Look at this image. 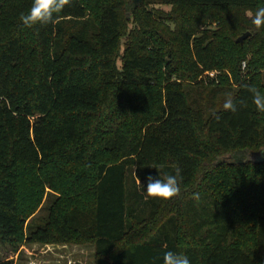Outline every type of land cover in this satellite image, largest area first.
I'll list each match as a JSON object with an SVG mask.
<instances>
[{"label":"trees","instance_id":"obj_1","mask_svg":"<svg viewBox=\"0 0 264 264\" xmlns=\"http://www.w3.org/2000/svg\"><path fill=\"white\" fill-rule=\"evenodd\" d=\"M31 4L0 0V264L23 242L89 245L92 264H264V113L247 90L264 93V28L246 14L264 0H72L27 28ZM177 169L179 196L146 198L148 176Z\"/></svg>","mask_w":264,"mask_h":264},{"label":"clouds","instance_id":"obj_2","mask_svg":"<svg viewBox=\"0 0 264 264\" xmlns=\"http://www.w3.org/2000/svg\"><path fill=\"white\" fill-rule=\"evenodd\" d=\"M71 3L72 0H32L31 7L26 13L22 12L19 15V20L27 28L36 25L55 24L64 8L70 6ZM246 14L257 30L264 28V7L257 8L255 12L250 10ZM247 90L251 94L252 103L255 105L256 110L264 113V93L255 86H249ZM222 107L225 111L233 113L237 111V106L230 93L226 96ZM216 118L219 119L218 116ZM136 178L141 183L137 174ZM146 180V187L144 186L146 198L167 201L179 196L183 177L180 170L177 169L175 175L165 174L162 178L160 176L154 178L150 175ZM193 198L199 199V194H195ZM163 264H190V260L184 254L166 251L163 255Z\"/></svg>","mask_w":264,"mask_h":264},{"label":"rangeland","instance_id":"obj_3","mask_svg":"<svg viewBox=\"0 0 264 264\" xmlns=\"http://www.w3.org/2000/svg\"><path fill=\"white\" fill-rule=\"evenodd\" d=\"M160 7L165 10L168 9L166 6ZM212 27H214V24ZM245 32H248V35L245 37L247 38L250 35V32ZM121 51L122 47L120 48L119 53ZM116 63L119 64L118 59ZM239 69L243 75L246 71L245 61H241ZM216 73V70L205 72L202 75V79L207 77L212 78ZM56 195L57 194L55 192L50 191L45 187L44 193L35 211L23 222V233L25 232L27 225L34 226L35 224L41 222L42 218H44L47 214L50 201ZM4 252V256L11 260L12 264H92V248L89 245L23 242L16 250H6Z\"/></svg>","mask_w":264,"mask_h":264},{"label":"water","instance_id":"obj_4","mask_svg":"<svg viewBox=\"0 0 264 264\" xmlns=\"http://www.w3.org/2000/svg\"><path fill=\"white\" fill-rule=\"evenodd\" d=\"M132 2V6L130 7V11L135 9V7L142 3L143 0H130ZM248 35V32H244L239 37L236 38V42H241L246 36ZM259 157L261 160H264V149H262L259 153Z\"/></svg>","mask_w":264,"mask_h":264}]
</instances>
